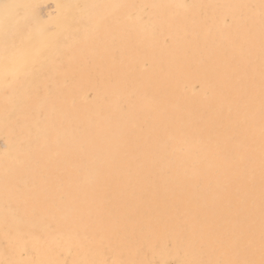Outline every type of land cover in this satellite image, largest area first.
<instances>
[{
  "label": "rangeland",
  "instance_id": "rangeland-1",
  "mask_svg": "<svg viewBox=\"0 0 264 264\" xmlns=\"http://www.w3.org/2000/svg\"><path fill=\"white\" fill-rule=\"evenodd\" d=\"M13 1L3 0L2 2L12 3ZM21 5L26 9V14L29 13L31 18H35V27L41 32H46L41 33V37L47 35L48 32H56L61 29L64 24L61 18L68 10L66 4L59 7L54 0H23ZM253 5H256L258 11L253 14L252 22L249 23L248 28L239 33L243 40L254 47V54L245 53L236 56L226 53L223 57H212L210 53L205 51L207 58L204 64L207 63L208 66L206 65L207 71L203 77H207L209 68L211 69L214 65L217 66L223 75L219 83H216V85L221 84L219 92L213 86L209 87L210 93H207L201 91L200 83L190 84L191 77L187 73L192 71V67L187 66L185 60L180 65L182 70L170 73V77L173 79L171 84L176 86V89L165 99V105L155 108L153 100L159 99L161 94L150 81L143 84L141 94L137 96L132 105L133 112L137 116V123L140 125L139 130L146 142L158 144L162 139H167L168 145L171 140L174 142H195L194 160L192 163H185L182 168L188 173H182L180 167L176 172L162 176L163 173L161 174L157 170L161 162L172 163L175 155L180 152L178 150L171 151L168 149L166 150L168 152H161L158 160H152V164L147 165L140 163L137 154L131 153V148H128L136 141L134 135L128 137L114 127L105 128L103 122H99L100 126L93 125L92 127L83 123L76 128L75 123L71 120L66 125L71 130H68L61 142L58 140L53 142L56 140L50 139L37 148L31 147L29 138L24 135L22 130L16 131L14 138L19 148L23 150L21 155L23 166L14 159L9 160L0 155V164L9 165L10 168L9 172L0 169V194L8 197L14 209L21 212V216L28 213L32 214L33 211L37 210L55 218H61L66 204H71L73 211L70 212L68 220L61 223L62 227L81 228L84 223L87 228L97 230L98 233H96H101L107 240H99L103 244L100 243L97 254L100 255V258L105 259L103 261H111L112 264H149L150 256L157 255L170 247L174 252L179 251V253L184 249L186 250L185 264H202V262H205L204 264H224L222 260L225 257L228 259V264H262L264 262V162L261 166L259 163L262 161L261 156L264 158V112L259 110L264 109V41L261 42L264 38V20L263 12L260 11V8L264 10V0H255L253 3L246 0L240 1V8L244 10L247 18L252 15ZM221 10L220 16L223 24L225 26L231 25L235 10H226L225 8H221ZM31 18L30 20H32ZM246 20L244 18L241 21ZM235 25L237 23L233 24L232 27ZM260 25L262 26L260 27ZM190 26L194 27V25ZM214 30L216 31V29ZM185 36L188 44L194 42V35L191 31ZM98 37L102 36L91 38L94 48L91 58L87 61L86 66L88 67H78L75 63L72 65L76 68L72 70L74 78L71 85L74 83L73 88L75 90L79 84H83L82 87L86 90L88 99L86 104L89 105H83L79 109L83 116L91 115L95 111L94 114H96L98 121H103V115L109 114L114 117L111 119L113 123H116L120 119L115 116L116 112H126L122 106L123 98L116 94L108 98V101L104 99L99 101L97 94L98 92L103 93L109 85L113 84L115 69L118 65L114 47L121 46L124 38L116 39L114 34L107 35L104 39H102L103 37L98 39ZM4 39L5 42L0 48V66L2 67L6 54L13 60L19 53L22 61L17 62L18 65L15 64L14 72L0 78V123H5L13 118L14 113L7 110V105L11 99H14L17 89L22 86L31 93L38 89V85L33 81L35 76L30 69L31 60L25 58V54L20 50V44L12 40L10 33L5 34ZM165 39L166 43L169 42L170 36ZM221 43L229 50L232 49L233 40L230 38L221 41ZM83 45L75 44L78 49ZM136 51H140L139 47L134 49L135 54ZM112 55H115L117 59L111 58ZM138 55L141 56L140 53ZM171 55L169 54L168 57ZM242 65L247 67L245 75L241 74ZM147 69L148 65L144 63L142 70L146 71ZM94 71L97 73L95 74ZM148 72L151 75V71L148 70ZM67 73L71 75V70ZM155 77L156 73H153L151 78ZM192 78H196L195 75ZM104 79L105 81H103ZM235 83H239L240 90L235 88ZM235 90L240 91V95H236ZM219 95L221 96L217 102L213 103L212 107L209 105L205 107V100L215 99ZM106 103H109L110 108ZM99 110L102 111V115ZM51 116L55 118L54 125L59 127L60 119L57 112L51 113ZM192 117L197 118L196 129H193L195 126L190 121ZM20 118L21 116H16L15 120H20ZM203 118L209 119L211 123L205 124ZM253 120L257 122L255 142L247 143L245 136L249 128L246 126ZM0 132H4L2 126ZM129 132L132 134L135 130L131 128ZM156 136L158 140L154 141ZM236 140H242L241 145L231 147V143ZM4 144L5 140L0 136V154L1 150L4 149ZM85 144L87 145L85 146ZM208 145L211 149L214 146L217 149L210 156L211 159L215 160L216 165L205 174L204 189L196 191L191 185V182L196 178L191 174L192 170L189 169L192 165L199 169L203 166L204 162L198 157ZM256 145H259V151L255 150ZM92 147L100 149L101 154L96 160L90 158L92 155L89 152ZM124 150L126 151L123 152ZM142 157L146 159L147 154L143 153ZM118 158L123 160L121 165H123V169H126L127 182L125 180H118L117 182L112 180L114 170L112 171L111 167L113 169L115 160ZM99 159H104L106 164L102 166L99 175L93 178L95 185L92 186L88 178L91 176V171L94 170V163L98 164ZM24 165L26 167L31 166L28 168L31 170L28 174L29 176L32 175L31 182L34 181L37 188L26 187V168ZM94 171L96 173V170ZM200 173L202 172L199 171L195 175ZM169 180L175 183L174 189L168 188ZM117 191L119 195L115 196L114 201H111L110 196L116 195ZM6 202L2 201V208H7ZM4 214L8 217V212L5 211ZM127 219L129 220L127 221ZM111 236L112 238H110ZM142 236H145V239ZM162 236L164 237L162 238ZM114 240L119 241L121 252L112 250L110 253L108 251L107 247H113ZM27 252H22L21 256L28 255ZM133 254L136 258L131 257L134 256ZM141 256L145 259L142 260ZM131 259L133 260L131 261ZM65 260L66 264H70L73 260L72 255H66ZM174 262L170 260L167 264H175ZM157 264H159L158 260Z\"/></svg>",
  "mask_w": 264,
  "mask_h": 264
},
{
  "label": "bare ground",
  "instance_id": "bare-ground-1",
  "mask_svg": "<svg viewBox=\"0 0 264 264\" xmlns=\"http://www.w3.org/2000/svg\"><path fill=\"white\" fill-rule=\"evenodd\" d=\"M2 1L0 0V48L5 42V34L10 33L12 40L20 44V50L25 54V58L31 60L32 65L30 66V69L32 74L35 76L33 81H35L36 85H38L37 91L33 93L27 91L22 86L17 89V93L14 99H11V101L8 102L7 105V110H9V112L13 111L14 113L13 118L5 123H0V127L2 126L4 129L3 133L0 132V136L5 140L4 149L1 150L2 152L0 155L9 160L14 159L17 162L21 163L22 166L23 161L21 159V155L23 153V150L19 148L14 138L16 131L22 130L24 132V135L29 138L28 140L32 144L31 147L37 148L50 139L56 140L53 142H57V140L61 142L62 139L65 138L64 136L67 134L68 130H71L68 129L66 125L68 121L72 120V122L75 123L76 128L83 123H87L92 127L93 125L100 126L101 124L99 122H103V124H105L106 126L105 128L114 127L116 128V130L126 134L128 137L134 135L136 141L132 143L133 145L131 144L132 147H130V145L128 148H131V153L137 154L140 163H145L147 165L152 164V160H158L161 152H164L168 149H170L171 151L178 150L180 152L175 155L172 163L165 164V162H161L158 165L157 170H159L161 174L163 173L162 176L172 174L179 170L180 167L182 173H188L185 169L182 168L184 167L185 163L193 162V148L195 146V142H174L173 140H171V143L168 145V140L162 139L158 144H151L150 141L146 142L142 137V133L139 130L140 125L137 123V116L133 112L132 107L137 96L141 94V87L147 81H150L151 84L153 83L155 85V89L161 94L160 98L157 97L159 99L153 100V104L155 105V108L162 107L163 105H165V99L169 97L173 91L175 92L176 89V86H173L171 84V81L173 79L170 77V73L173 71L179 72L180 69L182 70V68H180V65L186 60L188 64L187 66L192 67V71L187 73V75L191 77V80H189L190 84L194 82L200 83L201 91L207 93H210L209 87L213 86L215 90L219 92L221 90V84L216 85V83H219L223 75L220 73V69L217 66L214 65L211 69L209 68L207 77H203V74H205V71H207L208 66L207 63V66L204 64L207 58L206 52L210 53L212 57H223L226 53H231L232 55L236 56L245 53H255L254 47H251V45L243 40L239 32H243L248 28L249 23L252 22L253 14L257 12L258 9L256 5H253L252 15H249L250 17L247 18L244 10L240 8L241 0H54L59 7L64 4L68 6V10L61 18V21L64 22V24L61 29H58V31L50 33L48 32V34L43 37H41V33L46 32H41V30L39 31L35 27V18H31V14L29 13L26 14V9L22 7L23 5H21L23 0L21 2L20 0H14L12 3H3ZM246 1H250L253 3L255 0ZM4 5H8V7L5 8ZM221 8H225L226 10H235L231 25L225 26L223 24L224 22L220 16V11H222ZM260 11L263 12L264 20V10H261L260 8ZM30 18L32 20H30ZM244 18H246L247 20L241 21ZM235 23H237V25L232 27V25ZM190 25H194V27H191ZM261 26L262 25H260V27ZM214 29H216V31ZM190 31L194 35V42L192 44H188L187 38L185 36ZM110 34H114V36H116V39L124 38V40L122 41L121 46L114 47V54L117 55L118 65L115 69L116 74L114 75L115 77L112 81L113 84L109 85L103 91V93L100 94L98 92L97 96L99 101H102L103 99L105 101H108V98L113 97L116 94L120 95L123 98L122 106L124 107L126 112H116L115 116H118L120 118L116 123H113L111 119H114V117L110 116L109 114L103 115V121H98L96 114H94L95 111L93 114H91V112L89 111L91 115L83 116L79 112V109L83 105H89L86 104V102L88 101L86 90L82 87L83 84H79L77 89L75 90L73 88L74 83L71 85L74 78L72 70H75L76 68L72 65L75 63V65L78 67H88L86 66L87 61L89 58H91V53L94 48L91 38L93 36L95 37L100 35L103 38L98 37V39H104L105 36ZM167 36H170V41L166 43L165 38ZM228 38L233 40V46L231 50H229L224 44L221 43V41H226ZM263 41L264 38L263 40H261V42L263 43ZM76 43L78 45H84L78 49L75 46ZM136 47H139L140 51H136L135 54L134 49ZM138 53H140L141 56H139ZM169 54H172L171 57H168ZM111 58L116 57L115 55H112ZM13 60H11L8 54L5 55L2 67L0 66V78L14 72L15 64L18 65L17 62L22 61V57L18 53ZM144 63H147L148 65V69L146 71L142 70V66ZM246 69L247 67L242 65V75L246 74ZM70 70L71 75L67 73ZM140 70L142 71L140 72ZM148 70L151 71V75L149 74ZM153 73H156L155 78H151ZM193 75H195L197 79L192 78ZM200 76L201 78H198ZM92 80H94V78H92ZM103 81H105V79ZM235 88H237L238 90L241 89L239 83H235ZM238 90H235L236 95H240V91ZM220 96L221 95H219L215 99L205 100V107L207 105L212 107L213 103L217 102ZM106 104L108 105L109 103ZM109 106L110 105H108V107ZM259 111L264 112V109H260ZM56 112L60 119L59 127L54 125L55 118L51 116V113ZM101 113L102 111L100 112V114ZM16 116H21L20 120H15ZM204 119L205 118H203V120ZM190 121L195 126L193 129H196V126L198 124L197 118L192 117ZM204 123L209 124L211 122L209 119H205ZM256 124L257 122L253 120V122H251L250 124L248 123V125L246 126L247 128H249V131L245 136V141L247 143L255 142ZM131 128L135 130V132L132 134L129 132V129ZM157 140L158 137L156 136L154 138V141ZM241 143L242 140H236L231 143V147L233 145L239 146L241 145ZM22 144L24 145V143ZM86 145L87 144H85V146ZM126 150H124L123 152H125ZM216 150L217 149L215 146L211 149L210 145H208V147H206L198 157L199 160H202L204 162L203 166L199 169L198 167L192 165V167H190L189 169L190 171L192 170L191 174L194 176V178H196L191 182L192 187H194L196 191L204 189L203 179L205 177V174L209 172V170H212V168L216 165L215 160L210 158V156L213 155ZM255 150H260L259 145L255 146ZM89 153L92 155V157L90 156V158L94 160L98 159L99 155L101 154L98 147H92ZM143 153L147 154L146 159H143ZM261 160L262 161L259 163L260 166L262 165V162H264V158L262 156ZM115 161L116 163L113 169L111 167V170H114L112 180L114 182H117L118 180H125L127 182L128 177L126 169H123V165H121L123 160L118 158ZM104 164H106V161L104 159H99L98 164L94 163L93 168L94 170H96V173L93 170L91 171V176L88 175V179L90 180V184H92V186L95 185V181L93 178L96 175H99V171H102V166H104ZM24 167L26 168V187L29 186L30 188V186H32L33 188H37L35 182H31L32 175L29 176L28 174V172L31 171L28 168H31V166L26 167L24 165ZM106 168L109 169L110 167ZM0 169H5L6 172L10 171L9 165L6 166L4 164H0ZM199 171L202 173H200L199 175H195V173ZM174 187L175 183L169 180L168 188L174 189ZM117 195H119V192L116 195L110 196L111 201H114L115 196ZM2 201H7V208H2ZM70 205L66 204L64 213L61 218H55L37 210L35 212L33 211L32 214L28 213L25 216H21V212L14 209L8 197L0 194V264H66L65 256L69 254H71L73 257V260L70 264H112L113 262L111 263V261H103L104 258H100V255L97 254L98 247L101 243L99 240L107 241L101 235V233L97 234V230L95 231V229L91 230L87 228L84 223L81 225V228L69 229L65 226L62 227L61 223L68 220L70 212L73 211ZM113 209H115V207H113ZM5 211L8 212V217L4 214ZM16 217L20 218L17 219ZM128 220L129 219H127V221ZM178 221L180 222V220ZM142 237H144L143 239H145V236ZM163 237L164 236H162V238ZM110 238H112V236ZM172 240L174 241V238ZM137 244L139 243L137 242ZM133 246L135 247V245ZM107 249L109 252L112 250L121 252L119 241L114 240L113 247L109 246L107 247ZM26 251H28V255L21 256V253ZM247 251L248 250L246 249V252ZM100 252L103 253V251L101 250ZM185 252V249L182 250L181 253H179V251L174 252L170 247L163 252L158 253L157 255L154 254L150 256L148 261L149 264H157V260L159 264H167L168 261L173 260L175 261V264H185ZM147 254L148 253L146 252V255ZM131 257H135V255ZM133 259H131V261ZM141 259L144 260L145 257L143 259L141 256ZM227 261V257L222 260L224 264H228ZM144 263L146 262L144 261ZM204 263L202 262V264Z\"/></svg>",
  "mask_w": 264,
  "mask_h": 264
},
{
  "label": "snow or ice",
  "instance_id": "snow-or-ice-1",
  "mask_svg": "<svg viewBox=\"0 0 264 264\" xmlns=\"http://www.w3.org/2000/svg\"><path fill=\"white\" fill-rule=\"evenodd\" d=\"M4 7H5V8H7V7H8V5H4Z\"/></svg>",
  "mask_w": 264,
  "mask_h": 264
}]
</instances>
